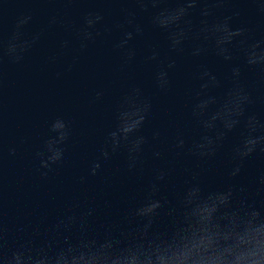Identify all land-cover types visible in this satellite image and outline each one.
<instances>
[{"label": "clouds", "instance_id": "clouds-1", "mask_svg": "<svg viewBox=\"0 0 264 264\" xmlns=\"http://www.w3.org/2000/svg\"><path fill=\"white\" fill-rule=\"evenodd\" d=\"M76 2L68 0L70 4ZM104 2L120 3L125 14L109 22L99 7H91L75 24L53 14L39 31L29 32L27 26L33 16L21 13L10 35L0 41V49L10 61L19 63L47 28L64 25L74 35L78 51L104 37L120 56L122 66H130L141 57L135 42L146 31V26L137 19V9L151 10L150 25L166 35L167 51L162 52L157 44H148L141 58L143 63L154 67L153 84L158 92L166 94L172 90V73L177 69L178 57L186 51L193 58L212 52L232 62L229 73L223 77L206 64H198L191 73L196 83L188 90L189 119L197 132L189 140L182 129L176 131L172 143L175 155L187 152L201 160L211 159L228 134L241 129L239 142L232 147V159L237 163L230 175L240 173L248 156L258 149L264 150V119L250 111L256 99L254 86L243 79L244 67L264 70V37L256 38V30L247 25H233V16L240 15L239 11L228 15L215 13V9L228 5L229 0ZM253 3L264 14V0ZM60 47L71 49L73 40L63 39ZM261 84L264 74L256 87ZM104 95L103 88L95 92L97 100ZM152 113V96L139 83L130 84L113 110L114 126L99 149L101 157L107 160L123 149L129 170L143 167L147 147H151L154 158H163L159 145L150 143L149 136L142 131ZM71 132V123L65 116L57 115L49 121L48 135L35 153L42 175L47 176L64 163ZM162 135L160 128H154L151 140L158 141ZM9 151L15 154L16 148L10 147ZM101 167L98 158L91 163L89 173L95 175ZM170 171L166 166L153 170L151 194L131 214L140 223L128 231L110 225L98 227L97 207L90 196L73 198L51 221L42 217L43 229L36 227L25 233L20 228L11 238L0 218V264H264V210L249 201L243 186L205 191L195 179L197 173L173 204L155 196L159 182ZM80 179L83 182L85 177ZM260 183L264 185V176ZM166 203L168 220L161 227L158 219Z\"/></svg>", "mask_w": 264, "mask_h": 264}, {"label": "water", "instance_id": "water-1", "mask_svg": "<svg viewBox=\"0 0 264 264\" xmlns=\"http://www.w3.org/2000/svg\"><path fill=\"white\" fill-rule=\"evenodd\" d=\"M91 7H99L111 22L125 14L120 3L104 0H3L0 3V41L12 32L16 18L21 13H31L33 20L27 30L39 31L48 18L59 15L68 24L79 22L81 14ZM137 19L146 26L144 36L136 46L141 57L148 44L159 45L167 51L166 35L150 25L151 10H139ZM198 13L199 9L195 10ZM217 15L233 16L234 26L247 25L256 31V38L264 37V14L253 0H229V4L214 10ZM70 38L71 49H62L60 42ZM78 43L64 25L47 28L37 44L19 63L10 61L0 49V218L8 228L9 238L23 228L30 233L34 228L43 229L42 217L51 221L75 197L90 196L97 207L96 224L113 226L128 231L140 221L133 219V210L149 197L153 170L166 166L171 169L164 181L159 182L157 198L178 202L186 184L195 179L205 191L222 190L229 186H243L249 201L264 210V150H257L241 164V171L231 176L236 161L232 147L239 142L241 129L228 134L215 157L201 160L187 152L175 155L173 137L182 129L189 140L197 129L189 119L188 90L195 86L191 73L198 64H206L221 77L230 71V61L209 52L193 58L186 51L178 57V66L172 73L173 87L160 93L153 84L154 67L137 61L122 66L120 56L104 37L78 51ZM242 63V61H241ZM264 70L243 68V79L254 86L255 102L250 111L264 119V84L256 87ZM132 83H139L153 98V113L142 129L150 143L158 144L163 158L152 156L151 147L144 153L141 169L129 170L126 151L121 149L104 160L99 149L107 132L114 126L113 110L123 93ZM103 88L105 95L97 100L95 92ZM219 91V90H218ZM57 115L65 116L71 123V137L67 141L64 163L55 167L47 176L38 171L35 153L48 135V123ZM160 128L158 141L151 140V132ZM10 147H15L11 154ZM100 159L102 167L97 174L89 173L90 165ZM81 177H85L81 182ZM169 205L160 210L158 224L166 225ZM24 233H20L23 235Z\"/></svg>", "mask_w": 264, "mask_h": 264}]
</instances>
